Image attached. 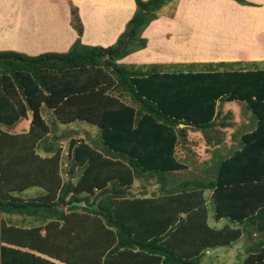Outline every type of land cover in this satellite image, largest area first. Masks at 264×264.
<instances>
[{"label": "trees", "instance_id": "obj_1", "mask_svg": "<svg viewBox=\"0 0 264 264\" xmlns=\"http://www.w3.org/2000/svg\"><path fill=\"white\" fill-rule=\"evenodd\" d=\"M170 1L136 0L134 15L117 41L108 47L82 42L84 25L78 7L72 3V23L79 36L67 52L28 55L0 50V122L14 125L32 111L29 131L12 134L0 129V211L53 219V233L47 231L45 235L39 230L36 233V226L3 222L0 264H63L52 257L57 254L60 258L65 250L66 221L70 217L65 206L76 209L81 205H70L72 202L86 200V206L97 205L102 214L114 218L111 205H105L104 200L97 202V190L103 195L111 183L116 189L109 195L124 196L141 173L183 168L176 153L180 139L186 137L190 126L204 131L216 126L219 101L225 100L245 101L258 125L244 134V147L217 167V180L211 182L216 216L226 215L224 190L227 183L235 182L233 169L241 168L243 180H247L245 186H249L248 197L243 198L249 209L244 215L250 221L248 236L258 237L250 236L243 263L264 264V65L255 62V67L245 68L242 61L143 66L118 63L147 46L144 30ZM236 1L249 4L247 0ZM44 104L53 109L61 123L84 121L100 131L103 149L81 138L69 140L68 178L63 175L66 148L59 140L69 134L52 130L42 114ZM76 168L82 169L78 176L74 175ZM193 184L210 186L200 180ZM33 186L43 188L40 197L19 196ZM195 195L190 202L193 207H183L190 211L189 218L170 222L172 227L165 234L171 241L176 229L193 231L198 227L193 219L200 217V211L208 214L205 205L195 209L199 202ZM244 216L237 217L243 220ZM257 218L260 223L255 222ZM110 226L118 233V243L111 249L78 248L82 256L76 264H210L203 262L206 248L234 243L243 232L230 226L210 229V234L206 231L201 236L197 248L203 251H175L157 242L160 236L149 242L135 238L132 229L119 219L114 218ZM135 248L139 249L134 251ZM144 255L151 258L139 261Z\"/></svg>", "mask_w": 264, "mask_h": 264}, {"label": "crops", "instance_id": "obj_2", "mask_svg": "<svg viewBox=\"0 0 264 264\" xmlns=\"http://www.w3.org/2000/svg\"><path fill=\"white\" fill-rule=\"evenodd\" d=\"M247 1L249 4H242L236 0H172L160 9L158 18L144 30L143 36L148 39L147 46L128 54L118 60V63L143 66L152 63L264 60V0ZM72 3L78 7L84 25L81 40L84 44L92 46L108 47L114 44L137 9L136 0H0V50H14L28 55L67 52L79 36L72 23ZM236 28L243 31L240 37L230 35ZM209 31L213 35L196 37L192 48L189 49V56L185 57L186 44L183 39L185 33L198 34ZM238 53L247 54L246 59L236 58ZM28 114L11 126L0 122V129L12 134L29 131L32 111L29 110ZM42 114L52 130H56L57 133L66 131L69 134L65 139L81 138L103 149L100 131L94 136L84 121L61 123L55 117L53 109L45 104L42 107ZM241 122L245 123V128L238 133L235 129L234 140L230 139L226 131L218 133L216 126L206 131L188 127L187 132L190 136L187 133L176 146L177 158L185 165L183 168L141 173L136 176L131 187L125 190L124 196L113 198L112 194L109 195L115 193L116 189L109 183V190L103 195H100V189L97 190V202L104 200L105 205H111L114 218L131 228L135 238L149 242L160 236L161 239L157 242L164 243L175 251H203L197 248L200 246L201 236L206 231L210 234V229L219 230L226 226L241 229L243 232L234 243L205 249L203 262L226 264L228 260L232 261L233 251L237 253L248 251L250 244V236L248 237L250 221L244 216L249 209L248 203L243 200L248 197L249 186H245L247 180H243L242 169L235 167L233 169L235 182L227 183L224 190L226 202H223V208L226 215L218 218L213 200L215 188L211 186V182L217 180V167L221 161L242 149L244 134L255 130L258 125L257 119L251 116ZM233 126L232 124L226 126L224 130ZM56 127L60 130L58 131ZM67 153L66 150L63 163L65 178H68L70 171ZM41 155L44 156L45 153L41 151ZM240 165L241 162L239 167ZM81 172L82 169L76 168L74 175L78 176ZM185 172H190V177L184 176ZM194 180L207 181L210 186L193 184ZM255 182L258 183L259 180ZM42 194L43 188L33 186L19 193V196L30 199L40 197ZM194 195L199 198L195 209L200 210L201 206L205 205L208 214L205 216L200 211V217L193 219L198 227L193 231L188 228L176 229L175 237L171 241L165 234L172 227L170 222L172 219L179 222L189 218L190 211L183 207L191 205ZM75 204L81 206L76 209L65 206V211L70 213V217L66 221L68 236L65 238V250L60 253V258L65 257L66 260L62 261L57 254L52 257L63 264L81 262L79 256L82 254H79L81 251H77L78 248L88 249L89 246H95L97 250L106 247L111 249L119 240L117 231L110 226V222L114 220L113 217H109L111 215L102 214L97 205L86 206V200L74 201L70 205ZM237 216L245 218L240 220L242 218ZM51 220L53 219L50 216L43 219L0 211V238L3 222L15 223L21 227L36 226V233L39 230L45 235L47 231L49 234L50 231L53 233ZM255 222L260 223L259 218ZM256 233L254 232V235ZM138 249L135 248L134 251ZM115 255L120 256L117 253ZM150 258L151 256L144 255L139 261L145 262Z\"/></svg>", "mask_w": 264, "mask_h": 264}, {"label": "rangeland", "instance_id": "obj_3", "mask_svg": "<svg viewBox=\"0 0 264 264\" xmlns=\"http://www.w3.org/2000/svg\"><path fill=\"white\" fill-rule=\"evenodd\" d=\"M242 32L243 31H242L241 28L240 29L236 28V31H233L230 35H232V37L239 35V37H240L242 35ZM201 35H205L206 37H210L213 34L210 33V31L209 32H201V33H198V34L196 32L195 33H189V32L185 33L184 38H183L185 40V44H186L185 57L189 56V49L192 48L191 45L197 39L196 37H200ZM240 49L241 48H239V50ZM246 55L247 54H244V53L243 54L242 53H238L236 55V58H238V59L239 58L246 59V57H247ZM240 61H242L243 64H245V65H243V67H245V68L255 67V64H252V63H255V62L260 64L261 66L264 65V60H258V61H252V62L251 61H243V60H240ZM227 62H229V61H227ZM180 63L181 64L182 63L185 64V63H190V62H180ZM197 64H201V63H197ZM237 66L238 65H235V67H237ZM249 116L253 117V119H257V117L253 114L252 110L250 109L249 105L245 101H242V100H234V101H229V102H227L226 100L225 101H219L218 115L216 117V121H217L218 125L216 124V131L218 133H222V132L226 131L230 135V139H233V133H234L235 129H236L237 133L240 132L239 130H243L245 128V125H244L245 123H242L241 121L242 120H247ZM220 121L224 122L226 124V126H229L231 124L234 125V126H233V128H229L227 130H224V127H226V126H221ZM84 124H86L90 128L89 130H90L91 134H93L94 136L97 135V132L99 134V128L97 126L88 124L87 122H84ZM56 129L58 131L60 130V128H58V127H56ZM188 135L190 136V133H188ZM223 138H224V136H223ZM63 140H65V141L64 142H60V144H61V147L63 149H65L67 147L69 138L68 139L64 138ZM63 140L61 139V141H63ZM195 140H196V138H194L193 141H195ZM66 150H67V148H66ZM189 173L190 172H185L184 176L190 177ZM256 235H257V233H256ZM250 236H251V238L252 237L255 238V239L258 238V237L253 236V234L250 235ZM249 239H250V237H249ZM233 254H234L233 255V260L230 261V262L228 260V262H227L228 264H244L242 261L245 258V256L247 255L246 251H238V253H237V251H233Z\"/></svg>", "mask_w": 264, "mask_h": 264}]
</instances>
